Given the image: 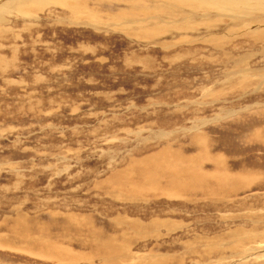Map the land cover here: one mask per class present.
Wrapping results in <instances>:
<instances>
[{"label": "rangeland", "instance_id": "obj_1", "mask_svg": "<svg viewBox=\"0 0 264 264\" xmlns=\"http://www.w3.org/2000/svg\"><path fill=\"white\" fill-rule=\"evenodd\" d=\"M0 264H264V0H0Z\"/></svg>", "mask_w": 264, "mask_h": 264}, {"label": "bare ground", "instance_id": "obj_2", "mask_svg": "<svg viewBox=\"0 0 264 264\" xmlns=\"http://www.w3.org/2000/svg\"><path fill=\"white\" fill-rule=\"evenodd\" d=\"M238 1V0H237ZM239 2H241V1H239ZM160 5H162V0H160ZM233 5V4H232ZM241 6V5H240ZM246 9V8H245Z\"/></svg>", "mask_w": 264, "mask_h": 264}]
</instances>
